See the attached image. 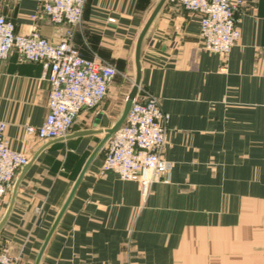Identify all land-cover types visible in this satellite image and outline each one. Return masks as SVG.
<instances>
[{"label": "crops", "instance_id": "0c3cea01", "mask_svg": "<svg viewBox=\"0 0 264 264\" xmlns=\"http://www.w3.org/2000/svg\"><path fill=\"white\" fill-rule=\"evenodd\" d=\"M159 1L85 0L73 47L134 82L136 42ZM41 4L0 0V16L17 34L36 32L57 44L65 26L50 23ZM235 21L238 41L223 57L202 48L197 15L164 2L141 42L136 96L154 97L168 116L170 182L154 184L143 202L136 183L100 173L104 145L39 264H264V0H246ZM49 89L41 63L22 62L15 52L3 63L0 123L10 148L28 160L51 142L25 131L42 124ZM100 114L80 113L69 135L100 130ZM102 137L52 140L22 177L0 230V247L18 264L35 263ZM9 199L10 190L0 220Z\"/></svg>", "mask_w": 264, "mask_h": 264}, {"label": "built area", "instance_id": "2783aa9c", "mask_svg": "<svg viewBox=\"0 0 264 264\" xmlns=\"http://www.w3.org/2000/svg\"><path fill=\"white\" fill-rule=\"evenodd\" d=\"M85 0H42L41 13L54 25H64L57 44L36 32L20 35L12 22L0 16V71L15 52L22 62L41 63L49 84L47 114L39 127L25 131L40 141L61 139L70 134L82 110L96 108L105 99L118 75L108 64L84 59L73 47V31L81 23ZM246 0H167L199 17L202 48L226 57L236 45L239 32L235 15ZM164 114L158 101L149 95L135 97L123 124L105 144L100 173H111L122 181L138 184L147 196L155 183H168L172 164L162 157L166 146ZM6 125L0 123V200L4 199L17 172L28 158L10 148L4 137ZM0 264H18L17 259L0 248Z\"/></svg>", "mask_w": 264, "mask_h": 264}, {"label": "water", "instance_id": "95a60500", "mask_svg": "<svg viewBox=\"0 0 264 264\" xmlns=\"http://www.w3.org/2000/svg\"><path fill=\"white\" fill-rule=\"evenodd\" d=\"M166 0H160L159 3L157 4V6L155 7V9L153 10V12L151 13L149 19L147 20L146 24L144 25L138 39L136 42V46H135V51H134V63H135V80L133 82V86L130 90V92L128 93L124 105H123V109L119 115V118L114 122V123H109L108 119L106 116L100 114L97 116L96 120H95V124L98 125L100 127V130H84V131H78L75 132L71 135H67L64 138L61 139H55V140H59V141H63V140H67V139H72V138H77V137H82V136H86V135H90V134H102L103 137L100 140V142L97 144V146L95 147V149L92 151V153L89 155L87 161L85 162L72 190L70 195L68 196V199L66 200L65 204L63 205L62 209L60 210L59 214L57 215L37 257L35 260L34 264H39L40 258L42 256V253L44 251V248L46 247L52 233L54 232L64 210L66 209L78 183L80 182V179L82 178V176L84 175L86 169L88 168V165L90 164L91 160L95 157V155L100 151V149L106 144V142L108 141V139L114 134V132L123 124V122L125 121L127 114L131 108V105L137 95L138 92V86H139V82H140V65H139V54H140V46H141V42L142 39L148 29V27L150 26L152 20L154 19V17L156 16V14L158 13V11L160 10V8L162 7V5L164 4ZM52 142L55 141H51L50 143H48L47 145H45L44 147H42L38 152L35 153V155L27 162V164H25L20 170L19 172L16 174L12 184H11V188H10V199H9V203L5 209L4 215L0 220V230L2 229L3 225L5 224L10 211L12 209V206L14 204V200H15V196H16V192L19 186V183L22 179V177L24 176V174L27 172L28 168L31 166V164L33 163V161L35 160V158L37 157V155L48 145H50Z\"/></svg>", "mask_w": 264, "mask_h": 264}, {"label": "rangeland", "instance_id": "374dc122", "mask_svg": "<svg viewBox=\"0 0 264 264\" xmlns=\"http://www.w3.org/2000/svg\"><path fill=\"white\" fill-rule=\"evenodd\" d=\"M120 75L118 73V75L114 78V80L111 83L112 84L111 87L108 89V93H107L105 99L100 103V105H98L96 108H93V109L82 110L80 113H82V112L88 113V112H92V111L100 109V110L104 111V115L107 117V119H108L110 124L112 122H115L119 118V115H120V113H121V111L123 109V105H124L125 99H126L128 93H129V91L131 90L132 86H133L132 77H129V79L128 78L125 79V78H122ZM75 124L76 123L74 122L73 126ZM73 126H72V128H73ZM165 130H166V127H165ZM166 133H167V130H166ZM165 145H167V140H166V144ZM165 149H166V146L164 147L163 153H162V157L164 158V160H166L165 157H164ZM169 163H171V162H169ZM172 168H173V164H172ZM100 169H101V167H100ZM107 174H109V173H107ZM102 175H105V174H102ZM169 182H170V176L168 177V183ZM168 183H163L162 182V183H155V184H168ZM152 186H151L147 196H142L141 193H140L143 202H145L148 199V197L150 196V194L152 192ZM0 248L6 249V248H3V247H0ZM8 254L11 255L9 251H8ZM17 262H18V259H17Z\"/></svg>", "mask_w": 264, "mask_h": 264}]
</instances>
